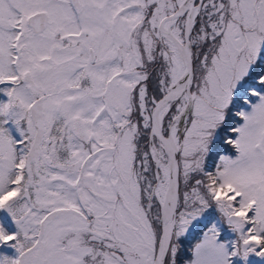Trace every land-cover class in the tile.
Segmentation results:
<instances>
[{
  "label": "snow or ice",
  "instance_id": "obj_1",
  "mask_svg": "<svg viewBox=\"0 0 264 264\" xmlns=\"http://www.w3.org/2000/svg\"><path fill=\"white\" fill-rule=\"evenodd\" d=\"M0 264H264V0H0Z\"/></svg>",
  "mask_w": 264,
  "mask_h": 264
}]
</instances>
